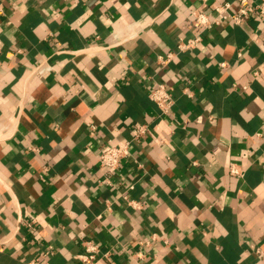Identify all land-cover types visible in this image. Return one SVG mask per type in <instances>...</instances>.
I'll list each match as a JSON object with an SVG mask.
<instances>
[{
    "label": "crops",
    "instance_id": "0c3cea01",
    "mask_svg": "<svg viewBox=\"0 0 264 264\" xmlns=\"http://www.w3.org/2000/svg\"><path fill=\"white\" fill-rule=\"evenodd\" d=\"M221 3L0 0V264H264V17L190 27Z\"/></svg>",
    "mask_w": 264,
    "mask_h": 264
},
{
    "label": "built area",
    "instance_id": "2783aa9c",
    "mask_svg": "<svg viewBox=\"0 0 264 264\" xmlns=\"http://www.w3.org/2000/svg\"><path fill=\"white\" fill-rule=\"evenodd\" d=\"M238 9L235 13H229V4L221 3L214 8L215 17L211 20L204 13L195 10L193 19L190 23L192 29L205 30L212 24H217L220 21L230 20L234 24H240L245 19L254 17H264V0L258 4H248L247 0H237ZM201 43V36L196 35L185 41H180L176 47L177 52H184L198 46ZM172 58L171 53L158 57L159 63L164 65ZM149 100L154 103L160 113L168 114L173 105V98L169 88L162 84L156 85L149 93ZM147 132V127L138 126L132 134L131 138L124 141H119L112 146H108L98 155V163L100 167L106 169L105 182L109 183L110 176L119 168L122 161L131 157L132 145L139 142ZM139 167V165H137ZM228 172L233 175H239V171L233 167H228ZM129 205H137L129 201ZM84 254L80 256L83 264H94L97 246L91 242H83Z\"/></svg>",
    "mask_w": 264,
    "mask_h": 264
}]
</instances>
